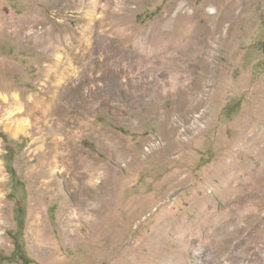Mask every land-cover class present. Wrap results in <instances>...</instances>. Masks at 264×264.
I'll return each instance as SVG.
<instances>
[{
    "label": "rangeland",
    "instance_id": "374dc122",
    "mask_svg": "<svg viewBox=\"0 0 264 264\" xmlns=\"http://www.w3.org/2000/svg\"><path fill=\"white\" fill-rule=\"evenodd\" d=\"M240 1L0 0V264H264V0ZM186 12L213 53L173 88ZM70 140L106 166L92 224L42 189Z\"/></svg>",
    "mask_w": 264,
    "mask_h": 264
},
{
    "label": "bare ground",
    "instance_id": "6f19581e",
    "mask_svg": "<svg viewBox=\"0 0 264 264\" xmlns=\"http://www.w3.org/2000/svg\"><path fill=\"white\" fill-rule=\"evenodd\" d=\"M246 1L247 0H241L240 2L234 4L232 8H230L229 15H227L228 17L225 19L231 18L233 16V12L239 6L243 5ZM195 15L196 13L191 15L186 12L183 16L185 20V23H183V27L186 25V29L184 30L185 32L181 31V33L179 34V40L180 42L187 41L188 45H191L193 42H195L197 47L189 46L187 48H183V52L180 57L178 59H172V62L167 59L169 81L171 82L173 88L181 87L182 85V78L176 75L175 71H179L184 65L185 55H187L188 57V63L192 61L191 64L198 65V63L200 62L199 59H201L202 56L204 57V61L208 63L210 53L213 51L212 49V51L210 50L211 52L207 50L203 51L201 47L203 44H205L206 46L211 45V48L213 47L212 44L214 42L211 43L210 40H213L214 38L211 37L210 34L205 33L201 28L197 26L194 21ZM168 33L170 32L164 31V34ZM219 39L221 38L219 37ZM205 45L203 47H205ZM24 112V108L17 107L16 112L11 113L13 116L17 114H22ZM31 127V122L25 120L18 124L17 128L13 132V135L19 136L23 133L28 134ZM73 142L74 141L70 140L69 143L65 144L63 141H58L57 145H55L50 150V153L47 154L46 160L42 162L39 170L40 176L44 179V188L42 189H44L47 193L52 194L57 189V186L61 184L66 185L69 190H72L71 192L75 197V202L71 203L69 201L64 200V213L69 214L70 219L72 215H74L72 213V208L75 204L80 214L79 219L83 222H89L92 224L95 223V221L92 219L93 213L91 212L90 203L86 197L85 190H90L93 185H95V183H97V186L102 184L99 180L96 182V178L98 179L105 176L106 166H104L103 164H96V162H92L89 157L86 156L85 152L79 150L76 144ZM58 172H60L61 176L63 177L62 181H58L55 178V175ZM55 196L56 195H52V198H54ZM100 212L101 210L97 211L98 214H100ZM36 225H40L38 221H36Z\"/></svg>",
    "mask_w": 264,
    "mask_h": 264
},
{
    "label": "trees",
    "instance_id": "16d2710c",
    "mask_svg": "<svg viewBox=\"0 0 264 264\" xmlns=\"http://www.w3.org/2000/svg\"><path fill=\"white\" fill-rule=\"evenodd\" d=\"M11 174H12V177H14V173L11 172ZM22 221H23V218L21 219V223H22ZM19 223H20V221H19ZM18 249H19V244L15 243V251H17Z\"/></svg>",
    "mask_w": 264,
    "mask_h": 264
}]
</instances>
